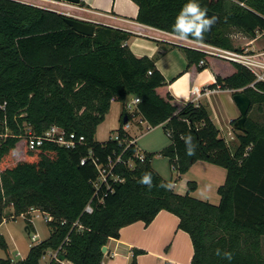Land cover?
Segmentation results:
<instances>
[{"label":"trees","instance_id":"obj_1","mask_svg":"<svg viewBox=\"0 0 264 264\" xmlns=\"http://www.w3.org/2000/svg\"><path fill=\"white\" fill-rule=\"evenodd\" d=\"M132 1L138 7L136 22L171 34L186 3ZM199 2L207 12L217 13L219 21L202 40H188L234 49L232 29L249 38L264 36V0ZM65 17L19 0H0V134H6L0 138V224L23 215L31 233L33 211L51 217L46 221L48 237L15 264H102V247L118 238L122 227L137 221L148 225L161 210L176 215L178 229L188 234L190 264H264V124L247 117L237 146L231 148L204 105L179 104L169 92L163 93L167 81L155 65L160 52L137 57L127 45L129 32L99 23L87 36L68 26ZM177 46L186 56L185 71L200 73L210 67L215 81L209 87L244 93L250 109L262 107L264 82L250 86L255 77L247 68ZM202 91L195 88L193 93ZM129 97L139 98L133 114L123 108L116 136L97 141V126L111 102L125 104ZM125 116L126 122L141 119L150 127L163 125L170 143L158 153L178 176L198 160L223 167L226 178L217 189L219 203L191 196L194 181L187 182L183 195L159 187L172 181L152 167L154 153L144 152L140 161L137 146L126 147L131 137L122 128ZM51 126L64 130L66 138L73 134L74 147L45 142L28 149L22 138L26 129L41 135ZM188 135L195 145L192 156L186 154L183 139ZM16 149L27 158L15 161ZM119 156L112 169L117 180L108 176L107 189L99 182L97 165L108 167ZM145 173L152 174L151 188L139 183ZM88 204L90 213L85 211ZM0 249L8 251L2 234ZM217 249L230 252L232 260L217 256ZM138 253L134 251L130 264H137ZM47 255L49 260L42 263ZM0 264H12V259L0 258Z\"/></svg>","mask_w":264,"mask_h":264},{"label":"crops","instance_id":"obj_2","mask_svg":"<svg viewBox=\"0 0 264 264\" xmlns=\"http://www.w3.org/2000/svg\"><path fill=\"white\" fill-rule=\"evenodd\" d=\"M75 11L81 17L76 18L129 32L131 35L127 40V45L137 57L152 58L160 52L155 65L167 81V85L162 88L163 93L169 92L179 104L192 102L195 105H204L218 130L216 121L220 123V117L223 121L226 118L230 123L239 117V110L232 99L233 90L221 89L218 85L215 88L209 87L215 81L214 72L210 67L200 73L194 68L185 71L186 56L184 51L177 46V44L179 45L177 42L182 39L174 34L136 22L138 7L132 0H80L79 4H76ZM237 33L245 39V43L244 46L238 48L236 41L232 39L234 49L258 50L254 47V42L263 34L249 38L238 30L232 29L231 38H234ZM176 40L178 41L176 42ZM170 44L175 46H170ZM195 88L202 89V93L194 95ZM209 89H212V92L208 93ZM132 98L129 97L126 102L131 101ZM214 98L220 101L215 103ZM113 103L119 102L112 101L111 106ZM123 108L125 110V104H122L118 111V128L121 126ZM138 120L134 119L127 123L123 120L122 126L123 130L132 139H135L137 148V143L143 133L137 135L135 132L136 130L142 131L145 123L148 125L146 121ZM159 126L163 127V125ZM115 136L116 134L113 137ZM169 143L170 141L165 143L159 150ZM225 178L226 170L223 167L198 160L186 173L178 176V180L173 182L174 190L183 195L187 192V182L194 181L196 186L190 195L217 205L220 200L217 189L224 183ZM177 225L178 217L176 215L161 210L148 225L137 221L122 227L118 238L108 240L102 264H130L134 251L140 252L136 255L137 264H190L193 253L191 240L186 232L178 229Z\"/></svg>","mask_w":264,"mask_h":264},{"label":"rangeland","instance_id":"obj_3","mask_svg":"<svg viewBox=\"0 0 264 264\" xmlns=\"http://www.w3.org/2000/svg\"><path fill=\"white\" fill-rule=\"evenodd\" d=\"M25 3L33 4L38 7L46 8V9H53L57 12H63L65 15L73 16V17H80L75 11L74 8H68L65 6H61L57 4V2L53 0H19ZM61 2V1H60ZM65 3V2H64ZM94 22V21H93ZM92 23V22H91ZM96 23V22H95ZM93 23V24H95ZM99 24V23H96ZM236 41V45L238 48L244 46L245 39L240 36L238 33L234 38H231ZM178 40H176L177 42ZM180 44L185 45L187 47H192V43L188 41H179ZM234 43V42H233ZM255 48H262L264 47V37L259 36L257 41L254 42ZM252 46V45H251ZM246 47V46H245ZM212 90V89H209ZM134 98V97H133ZM130 101V100H128ZM220 100L214 98V102L218 103ZM122 107V104L113 103L108 111V115L106 114L105 119L97 126L95 138L98 141H107L111 136L113 137L116 134V129L118 128L119 121L117 120V115L119 108ZM219 114V113H218ZM222 114V112H220ZM238 115L240 116L239 112ZM220 117V116H219ZM237 117V116H236ZM252 119L254 122L259 124H264V104L259 109L257 105H253L252 108L248 109L246 118ZM239 118V117H238ZM220 123L217 122V126L219 127V133L221 137H223L227 143L234 148L237 146L238 139L237 134H240V131L236 130L232 123L222 120L220 117ZM127 123V122H125ZM149 129V130H147ZM143 133L142 136L139 138L137 143L138 148L141 152H151L155 155L152 157L151 165L156 171L165 179L171 180L172 183L176 181L178 178L177 173L170 168L168 160L166 157L160 155L158 152L159 149L167 144L170 139L167 137L164 128L162 126H156L155 128H151L146 123L144 124V128L141 130H136V134ZM164 143V144H163ZM21 149H16L12 151V156L15 161L21 160V158H27L25 155H21ZM178 180V179H177ZM11 211V209H8ZM32 222L34 226V231H31L29 234L28 229L25 230L26 222L22 216H18L14 219H10L7 222H3L0 224V234L3 235L4 240L7 243L8 251L7 253L0 249V258H4L9 256L12 261H17L24 258L30 249L31 246L40 242L41 240L45 239L49 235V227L47 225L45 216L43 213L36 211L33 212ZM36 233V240L33 241L31 239L32 234ZM173 245V244H172ZM264 252V250H263ZM52 256V255H51ZM50 256H45L42 259V263H46L49 260Z\"/></svg>","mask_w":264,"mask_h":264},{"label":"built area","instance_id":"obj_4","mask_svg":"<svg viewBox=\"0 0 264 264\" xmlns=\"http://www.w3.org/2000/svg\"><path fill=\"white\" fill-rule=\"evenodd\" d=\"M55 2H57V4L61 5V6H65L68 8H76V5L71 4V3H67L64 1L60 0H53ZM53 10V9H51ZM56 11V10H53ZM57 12V11H56ZM59 13L65 15V13L60 12ZM180 41V40H179ZM182 41V40H181ZM188 42L192 43V48L201 51L207 55H211V56H215L239 65H242L243 67L247 68L255 77V80L252 84H250V86H254V84L256 82H264V49H258L255 51H249L247 49H224L221 47H217L214 45H210V44H206V43H201V42H196V41H192V40H188ZM180 44V42H177ZM200 65L204 64V61L201 60L199 62ZM212 92V90H210L208 93ZM139 102V98L138 97H134L132 98L131 101H127L125 102V110L126 112L133 114L136 104ZM140 121V120H138ZM126 126H128V124H126ZM6 134H0V138H4ZM23 139L26 140L27 143V147L28 149H35L39 146H41L42 144H44L45 142H53V143H57L61 146H64L66 148H72L75 145V140L74 135L70 134L68 138L65 137V132L64 130H62L61 128L57 127V126H51L49 127L47 130H45L41 135H35L32 133L30 127L26 129V133L22 136ZM83 137L80 136L78 141H82ZM135 139H130L128 140L127 146L135 144ZM136 156L138 157V159L140 161H142L144 159V153L141 151H138ZM121 161V156L117 157L114 161H109L108 163V167H99L97 165V168L99 170L100 173V179L99 182L100 183H104L107 187V189H110L111 185L108 182V176L111 178L113 177L112 174V169L115 166L116 163ZM84 162V159L81 160V163ZM113 180L116 181L117 178L113 177ZM98 185V184H97ZM85 211L90 213L92 211V207L88 204L85 207ZM36 212V211H33ZM23 216V215H22ZM45 219L46 221L51 219V217L49 215H45ZM33 223V222H32ZM30 234V231H29ZM36 234H32L31 239L33 241L36 240ZM55 253L52 254V257H55ZM12 264H15V261H12ZM63 264H70L67 261H64Z\"/></svg>","mask_w":264,"mask_h":264},{"label":"clouds","instance_id":"obj_5","mask_svg":"<svg viewBox=\"0 0 264 264\" xmlns=\"http://www.w3.org/2000/svg\"><path fill=\"white\" fill-rule=\"evenodd\" d=\"M207 10L202 8L199 0H186V3L179 10L174 23L172 25V31L174 34L182 40H202L205 34L215 24V17L209 16ZM186 154L192 156L195 153V145L193 138L188 135L183 137ZM139 183L151 188L153 186L152 174L145 173L141 176ZM159 187L166 190H173L174 184L172 182L162 183ZM216 255H223L228 261L232 260V254L230 252H221L220 249L216 250Z\"/></svg>","mask_w":264,"mask_h":264},{"label":"water","instance_id":"obj_6","mask_svg":"<svg viewBox=\"0 0 264 264\" xmlns=\"http://www.w3.org/2000/svg\"><path fill=\"white\" fill-rule=\"evenodd\" d=\"M60 1H64V2L76 5V4H79L80 0H60ZM207 14L209 16H214L215 24L218 23L219 16L217 13L208 11ZM65 16H66L65 17L66 24L70 26L74 31L80 34H83V35H87V36H92L94 34L93 23L73 17V16H69V15H65ZM211 29L208 31V33H210ZM232 99L234 103L236 104L239 110V114H240L239 118H237V120L234 122V128L238 131L243 132L245 130V120H246L247 111L251 105V100L244 93H235L233 94ZM124 122H126V116L124 117ZM27 229H28V226L25 227V230ZM101 251L104 253L106 251V246H103Z\"/></svg>","mask_w":264,"mask_h":264}]
</instances>
